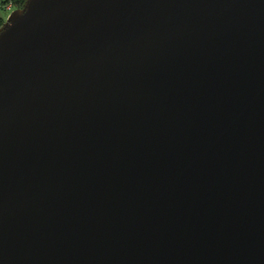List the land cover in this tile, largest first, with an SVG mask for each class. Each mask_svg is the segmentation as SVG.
Listing matches in <instances>:
<instances>
[{"label": "water", "instance_id": "obj_1", "mask_svg": "<svg viewBox=\"0 0 264 264\" xmlns=\"http://www.w3.org/2000/svg\"><path fill=\"white\" fill-rule=\"evenodd\" d=\"M0 264H264V0L11 12Z\"/></svg>", "mask_w": 264, "mask_h": 264}, {"label": "trees", "instance_id": "obj_2", "mask_svg": "<svg viewBox=\"0 0 264 264\" xmlns=\"http://www.w3.org/2000/svg\"><path fill=\"white\" fill-rule=\"evenodd\" d=\"M26 0H2L1 3L5 6H7L8 4L11 5L12 8L15 9H22L24 4H25ZM4 20L0 19V28L3 25Z\"/></svg>", "mask_w": 264, "mask_h": 264}, {"label": "rangeland", "instance_id": "obj_3", "mask_svg": "<svg viewBox=\"0 0 264 264\" xmlns=\"http://www.w3.org/2000/svg\"><path fill=\"white\" fill-rule=\"evenodd\" d=\"M2 0H0V19L6 21L8 16L10 15L11 12L15 10V8H12L10 11L6 10V7L1 3Z\"/></svg>", "mask_w": 264, "mask_h": 264}, {"label": "built area", "instance_id": "obj_4", "mask_svg": "<svg viewBox=\"0 0 264 264\" xmlns=\"http://www.w3.org/2000/svg\"><path fill=\"white\" fill-rule=\"evenodd\" d=\"M6 7V10H8V11H10L11 9H12V7H11V5L10 4H8L7 6H5Z\"/></svg>", "mask_w": 264, "mask_h": 264}]
</instances>
